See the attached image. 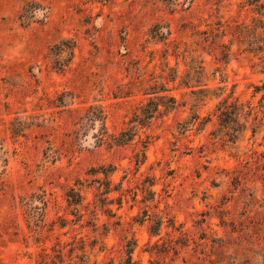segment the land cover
Listing matches in <instances>:
<instances>
[{"label":"rangeland","instance_id":"rangeland-1","mask_svg":"<svg viewBox=\"0 0 264 264\" xmlns=\"http://www.w3.org/2000/svg\"><path fill=\"white\" fill-rule=\"evenodd\" d=\"M263 59L264 0H0V264H264Z\"/></svg>","mask_w":264,"mask_h":264},{"label":"trees","instance_id":"trees-1","mask_svg":"<svg viewBox=\"0 0 264 264\" xmlns=\"http://www.w3.org/2000/svg\"><path fill=\"white\" fill-rule=\"evenodd\" d=\"M262 5L263 4H258L260 8ZM262 63H264V59L262 60ZM204 86L206 87V89H208V84H205ZM173 99L174 98H170V101L171 100L173 101ZM216 108H217V117L219 119V122L224 128H227L228 131L231 132L230 137H232V139H236L235 134L242 133L245 130V128H243L242 130L235 128V126L239 124V119H240L239 117H241L242 115V113L239 112L240 111L239 107H236V105L229 106L227 105V101H224L222 104L220 103L218 106H216ZM157 110H158V105L156 106V108H153L150 111L148 116L151 117V114H153L152 112H156ZM93 120H97L100 124H102V127H103L104 126L103 125V120H104L103 112L100 111L99 115H95L93 117ZM245 126H246V121L244 123V127Z\"/></svg>","mask_w":264,"mask_h":264}]
</instances>
